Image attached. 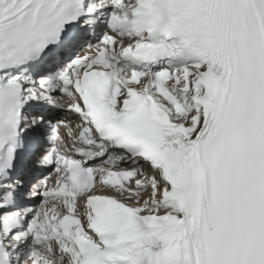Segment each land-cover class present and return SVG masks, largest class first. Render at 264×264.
I'll list each match as a JSON object with an SVG mask.
<instances>
[{
	"label": "snow or ice",
	"instance_id": "1",
	"mask_svg": "<svg viewBox=\"0 0 264 264\" xmlns=\"http://www.w3.org/2000/svg\"><path fill=\"white\" fill-rule=\"evenodd\" d=\"M0 264H264V0H0Z\"/></svg>",
	"mask_w": 264,
	"mask_h": 264
}]
</instances>
